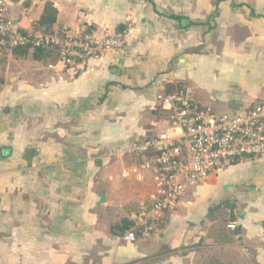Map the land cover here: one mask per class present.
Instances as JSON below:
<instances>
[{
    "label": "crops",
    "instance_id": "1",
    "mask_svg": "<svg viewBox=\"0 0 264 264\" xmlns=\"http://www.w3.org/2000/svg\"><path fill=\"white\" fill-rule=\"evenodd\" d=\"M47 2L57 13L45 29ZM3 3L28 34L125 42L61 79L56 51L0 46V264H264V157L189 186L156 233L125 239L155 192L126 148L167 125L159 94L181 86L228 113L264 102V0Z\"/></svg>",
    "mask_w": 264,
    "mask_h": 264
},
{
    "label": "built area",
    "instance_id": "2",
    "mask_svg": "<svg viewBox=\"0 0 264 264\" xmlns=\"http://www.w3.org/2000/svg\"><path fill=\"white\" fill-rule=\"evenodd\" d=\"M124 42L118 33H25L6 16L0 0V46L53 47L60 79L62 70L85 65L103 51L123 47ZM157 98L167 111L166 123L171 131L132 140L126 148L140 155L141 167L150 172L155 185L148 204L131 215L132 224L125 235L130 242L156 233L159 220L176 209L189 186L242 159L264 157V103L242 107L238 113L217 112L200 105L177 85ZM228 226L234 228L233 223Z\"/></svg>",
    "mask_w": 264,
    "mask_h": 264
},
{
    "label": "trees",
    "instance_id": "3",
    "mask_svg": "<svg viewBox=\"0 0 264 264\" xmlns=\"http://www.w3.org/2000/svg\"><path fill=\"white\" fill-rule=\"evenodd\" d=\"M56 13H57L56 8L52 5V3L47 2L44 6L43 13H42V15L38 21V25L44 27L45 29L51 27V25L55 21ZM44 32L51 33V31H47V30ZM1 47H4V45ZM28 49L33 50L34 57L37 59H39L43 56H48L50 52L55 51L53 47H45V46L34 47L31 44L12 47V51L15 54H24ZM172 89H173V86L169 87L167 92L171 91ZM131 224H132V222L130 223V225Z\"/></svg>",
    "mask_w": 264,
    "mask_h": 264
},
{
    "label": "rangeland",
    "instance_id": "4",
    "mask_svg": "<svg viewBox=\"0 0 264 264\" xmlns=\"http://www.w3.org/2000/svg\"><path fill=\"white\" fill-rule=\"evenodd\" d=\"M262 103H264V102H262ZM241 110V108H236V109H234V110H232V112L231 113H238V111H240ZM170 132L171 131V129L165 124V122H163V121H160L159 122V126H158V129H157V133H159V132ZM221 221V220H220ZM206 253H207V250H204V254H203V256L204 257H207L208 255H206ZM220 255V254H219ZM213 256V255H212ZM229 256H232V254H228V257Z\"/></svg>",
    "mask_w": 264,
    "mask_h": 264
},
{
    "label": "water",
    "instance_id": "5",
    "mask_svg": "<svg viewBox=\"0 0 264 264\" xmlns=\"http://www.w3.org/2000/svg\"><path fill=\"white\" fill-rule=\"evenodd\" d=\"M232 106H234L235 108L239 107L237 104H234V105H232ZM28 152H29V153H28ZM27 153L30 154V153H32V152H31V150H30V151L27 150L26 153H25V155H27ZM100 199H101L102 201L104 200V194H101ZM239 229H240V226H237V227L235 228V230H237V232H239Z\"/></svg>",
    "mask_w": 264,
    "mask_h": 264
}]
</instances>
